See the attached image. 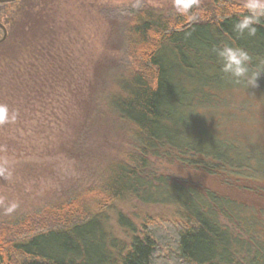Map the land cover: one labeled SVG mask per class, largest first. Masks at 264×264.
Returning a JSON list of instances; mask_svg holds the SVG:
<instances>
[{"label":"trees","instance_id":"1","mask_svg":"<svg viewBox=\"0 0 264 264\" xmlns=\"http://www.w3.org/2000/svg\"><path fill=\"white\" fill-rule=\"evenodd\" d=\"M52 6L53 0L1 5L0 23L8 28V36L0 44V53L14 50L15 58L44 24V7L47 19ZM241 6L211 0L194 6L188 15L176 9L170 14L151 8L121 12L127 21L122 31L130 68L98 73L107 85L96 90L97 106L91 118L92 124L110 134V144L117 148L124 140L128 149L118 152V162L101 171L99 188L84 189L39 212L0 223V264H264V237L259 232L263 228L248 219L238 226L241 233H234L219 222L223 210L212 194L206 196L210 208L168 201L189 223L149 221L142 238L133 237L130 242L121 241L102 215L107 203L127 195L157 202L154 191L149 192L153 189L151 160L162 155L176 154L184 166H201L211 175L216 174L214 168L225 170L228 174H223L230 178L238 175L240 167L227 158L228 147L221 145L219 154V145L199 112L225 101L222 92L217 101L207 87L226 93L242 86L224 77L214 49L225 44L241 47L253 57V70L264 65V25H257L254 37L237 38L233 31ZM36 18L39 21L33 25ZM258 79L264 80V72ZM160 182V187L168 189L174 185ZM221 200L224 205L236 203ZM120 220L130 226L124 218ZM232 220L238 224L240 219L232 216Z\"/></svg>","mask_w":264,"mask_h":264},{"label":"rangeland","instance_id":"2","mask_svg":"<svg viewBox=\"0 0 264 264\" xmlns=\"http://www.w3.org/2000/svg\"><path fill=\"white\" fill-rule=\"evenodd\" d=\"M210 2L199 0V5ZM46 8L44 24L15 58L14 50H6L7 56L4 50L0 53V104L15 115L14 120L0 124V223L101 186V171L118 162V152L128 149L124 140L117 148L110 144V134L92 124L91 118L97 106L96 90L107 85L98 73L109 68L122 73L130 68L122 31L127 21L121 12L151 8L170 14L176 9L174 0H53V16L46 19ZM38 21L34 19L33 25ZM257 85L247 90L243 85L231 87L226 93L207 87L217 101L222 92L225 101L218 108L199 112L219 145V154L221 145L228 147L227 158L240 167L238 175L230 178L219 168L211 175L201 166H184L176 154L152 159L153 189L149 192L154 191L157 202L127 195L107 203L102 211L121 241L142 238L149 221L189 223L168 201L210 208L208 194L219 199L221 224L239 234L238 226L249 219L263 228L259 232L264 237V80L257 79ZM161 179L174 185L160 187ZM222 198L236 203L224 205ZM13 203L15 210L6 212ZM232 216L240 219L239 225Z\"/></svg>","mask_w":264,"mask_h":264},{"label":"clouds","instance_id":"3","mask_svg":"<svg viewBox=\"0 0 264 264\" xmlns=\"http://www.w3.org/2000/svg\"><path fill=\"white\" fill-rule=\"evenodd\" d=\"M176 11L181 15H188L199 0H174ZM239 19L232 26L237 38L245 36L254 37L257 34V25H264V0H243L239 8ZM221 64L224 77L237 85H243L246 90L257 87V79L264 72V65H255L253 70V57L241 47L225 44L214 49ZM15 115L10 114L5 104H0V124L14 120ZM17 207L11 204L6 212L11 213Z\"/></svg>","mask_w":264,"mask_h":264},{"label":"water","instance_id":"4","mask_svg":"<svg viewBox=\"0 0 264 264\" xmlns=\"http://www.w3.org/2000/svg\"><path fill=\"white\" fill-rule=\"evenodd\" d=\"M15 1L16 0H0V5L13 3ZM0 31H1L0 44H2L6 40V37H7L6 28L2 23H0Z\"/></svg>","mask_w":264,"mask_h":264},{"label":"bare ground","instance_id":"5","mask_svg":"<svg viewBox=\"0 0 264 264\" xmlns=\"http://www.w3.org/2000/svg\"><path fill=\"white\" fill-rule=\"evenodd\" d=\"M134 145V144H133ZM134 153V152H133ZM135 154V153H134ZM122 158H123V156H122ZM112 161V160H111ZM120 162V161H119ZM124 163V162H123ZM120 199H122V198H120ZM95 207H97V206H95ZM90 209V208H89ZM94 213V212H93Z\"/></svg>","mask_w":264,"mask_h":264}]
</instances>
